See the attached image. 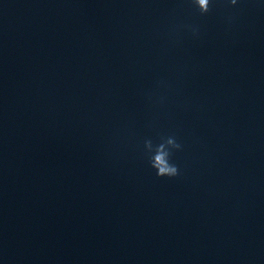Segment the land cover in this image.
Returning <instances> with one entry per match:
<instances>
[{
    "label": "water",
    "instance_id": "95a60500",
    "mask_svg": "<svg viewBox=\"0 0 264 264\" xmlns=\"http://www.w3.org/2000/svg\"><path fill=\"white\" fill-rule=\"evenodd\" d=\"M72 1L154 144H183L173 161L194 200L248 264H264V0H243L231 24L224 0L204 17L187 0ZM188 23L199 38L174 31Z\"/></svg>",
    "mask_w": 264,
    "mask_h": 264
},
{
    "label": "clouds",
    "instance_id": "9594fccd",
    "mask_svg": "<svg viewBox=\"0 0 264 264\" xmlns=\"http://www.w3.org/2000/svg\"><path fill=\"white\" fill-rule=\"evenodd\" d=\"M218 0H187L194 13L200 17H204L213 11L214 6ZM229 6V13L226 16V20L229 24L233 23L238 15L239 9L238 4H242L243 0H224ZM236 9V11H231ZM174 31L187 32L192 38H199L201 35L200 26L197 24H182L179 25ZM158 87L166 88L167 84L165 81H159ZM150 102L163 104L165 102V96L159 95L153 100V96L148 97ZM183 144L178 140L175 135H168L161 137L159 143L154 144L151 139H145L143 142V155L147 160L148 166L154 170L155 175L158 178L175 179L181 175L180 167L174 163L173 157L176 152L183 150Z\"/></svg>",
    "mask_w": 264,
    "mask_h": 264
}]
</instances>
